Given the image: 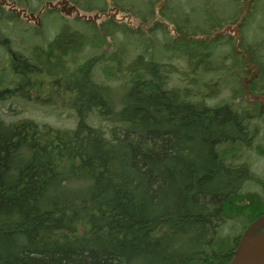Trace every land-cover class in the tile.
<instances>
[{
  "label": "trees",
  "instance_id": "trees-1",
  "mask_svg": "<svg viewBox=\"0 0 264 264\" xmlns=\"http://www.w3.org/2000/svg\"><path fill=\"white\" fill-rule=\"evenodd\" d=\"M71 1L83 11L86 4L95 14L107 11L106 0ZM209 1V14L194 21L195 7L181 13L182 1L165 0L163 21L148 32L112 16L76 18V26L64 21L46 46L35 45L31 55L16 51L11 62L19 81L0 97L12 90L49 104L65 94L77 123L61 129L0 118V264L231 260L244 230L264 215V175L248 160L253 150L264 157V107L237 88L247 72L245 55L232 35H214L228 14ZM52 2L41 0L58 8L60 1ZM146 5L130 6L136 16L154 18V1ZM46 7L45 17L59 13ZM4 14L1 19L19 21ZM250 18L242 23L240 49L254 61L262 57L256 59L259 74L248 83L258 94L264 93V39L248 44L243 29ZM9 41L0 33L8 49ZM88 47L92 53L81 57ZM100 71L107 81L97 80ZM222 88L232 94L212 102ZM95 112L108 128L88 121ZM250 182L259 188L245 190ZM237 218V234L225 233Z\"/></svg>",
  "mask_w": 264,
  "mask_h": 264
},
{
  "label": "rangeland",
  "instance_id": "rangeland-1",
  "mask_svg": "<svg viewBox=\"0 0 264 264\" xmlns=\"http://www.w3.org/2000/svg\"><path fill=\"white\" fill-rule=\"evenodd\" d=\"M2 1V0H1ZM4 1V0H3ZM27 1V0H26ZM28 6L26 4H18L16 0H8V3H4L5 5H0L2 7L0 15H5L4 13L12 12L15 16H17L16 20H19L17 22L1 19L0 18V33L5 37L8 38L10 41V49L6 48L2 43H0V91L5 90L6 88H13L15 87V81H19V79L14 76L13 67L11 59H18V54L16 51L23 53L24 55H31L34 51L33 48L35 45H41L46 46L48 41L54 36V34L59 30V27L62 25L64 21H67L71 24H75L76 18H80L77 16L76 12L72 10L70 13H67L66 11L61 10V6L59 5L57 8V5H55L56 8H51L48 4L45 5V3H41V0H29ZM48 0H45L47 2ZM61 0H53V4H57ZM71 1V0H70ZM81 4L84 0H77ZM86 1V0H85ZM88 1V0H87ZM104 1V0H103ZM102 0H90L92 4L96 3H102ZM146 1L149 2V0H106V7H107V15H103L98 18L97 22H101L105 19H108L112 15H114L115 10H112L113 7H119L121 4L126 8V10H120L116 13L114 20L123 23L128 24L130 28L132 29H142L145 32H148L150 28H153L157 20L163 21V17L161 16L160 12L163 8L165 0H153L154 1V8H155V17L149 18L148 20H144L143 18L136 16L134 11L135 9L139 8H145ZM152 1V0H151ZM182 1V5L178 3H173V7L175 8V12L177 11V5L180 9L183 11H180L181 13L189 11L191 9V6L195 7L192 13L194 21H198L200 17L205 16L206 7H204V3L207 0H180ZM184 1V2H183ZM211 1V0H210ZM215 7L219 8L221 14H228V16H225V23L223 24V28H225L228 25H235L237 22V19L239 18L241 14V9L244 3V0L241 2L233 1V0H212ZM73 2L71 1L70 4ZM131 3L138 5L140 7H131ZM137 3V4H136ZM256 13L253 19L251 21V24L246 27V29H243V36L246 37V41L250 45V43H256L258 41H262L264 39V27L261 26V24H264V0H256ZM75 4V3H73ZM177 4V5H176ZM79 8L80 5L76 4ZM31 8H30V7ZM51 11L58 10L59 13H52L50 16L45 17L44 14L46 13L47 7ZM87 10L83 11V9L80 8V13L86 17H93L95 13H98L97 10H91L94 7H90L91 4L87 5ZM15 7L17 10H12L11 8ZM25 9L28 14H34L37 17L36 18H27L23 17L22 15H17V11ZM34 9V10H32ZM90 9V10H89ZM173 9V8H170ZM174 10V9H173ZM170 10L173 14L174 11ZM165 12H168L169 10L165 8ZM209 14V12L206 13V15ZM175 15V14H173ZM238 15V17H237ZM175 17V16H174ZM81 19V18H80ZM83 19V18H82ZM166 26L169 27L171 34L176 33L175 26L170 23L169 21H164ZM38 29V32H34L35 29ZM222 28V29H223ZM226 35L231 33H225ZM232 35V34H231ZM120 36V34L118 35ZM234 39L237 38L232 35ZM158 37H160L158 35ZM95 40V39H94ZM110 40V39H108ZM237 43V42H236ZM254 43V44H255ZM253 45V44H251ZM103 46V43H102ZM109 48V47H108ZM110 49V48H109ZM92 49L88 47L84 53H82L81 57L86 55L87 53H92ZM261 51V50H260ZM257 53L262 54L261 52ZM90 55V54H89ZM256 56V54H255ZM255 63L260 65V63L256 60H259V57L256 56ZM246 60V57H245ZM247 62V60H246ZM247 63L245 65V70L247 71ZM252 71V70H251ZM254 71V70H253ZM248 75L249 73L246 72L242 78L237 80V88L239 85H242L243 89L245 86L248 87ZM241 77V75H239ZM245 76V78H243ZM253 75H250V78ZM98 81L105 80L104 74L100 71L97 72L96 76ZM245 79V80H244ZM209 80V79H208ZM242 80L245 82L242 83ZM107 81V80H105ZM175 82V81H174ZM214 80H212L209 84L210 87L214 85ZM113 85H118L120 82H113ZM245 85V86H244ZM209 87V88H210ZM214 88V86H213ZM236 89V88H235ZM232 94L231 89H225L222 88V90L216 95L215 98H213L212 102H218L220 100L226 99L229 97V95ZM50 94H46L45 96H49ZM239 98L237 97V100H242L241 93L238 94ZM246 91L244 89V95L243 98H246ZM53 96V95H51ZM65 97V98H64ZM49 98V97H47ZM56 102L52 99L49 104L48 103H40L38 104L34 100H28L23 97H18L17 94H15L12 90H10L8 93L4 95V97H0V118L4 119L8 123H16L22 119H32L36 123H39L42 126H51L55 128H61V129H69L74 128L77 123V116L75 114V111L69 107V104H64L67 100L66 95L63 96L58 94L56 97ZM247 99V98H246ZM210 102V100H209ZM249 102V101H248ZM211 103V102H210ZM250 103V102H249ZM88 121L93 124L109 127V124L106 121H103L101 117H97V113H91L88 116ZM262 127H264V123H262ZM256 141L254 142V145L257 144ZM247 157V156H246ZM248 158V157H247ZM248 160L250 161L251 168L255 171L257 175H264V157L258 155L255 153V150L252 151L250 154ZM259 188L258 184L250 182L249 184H246L245 190H257ZM237 223L239 224V218H237V221H230L226 224L224 227L225 233H230L235 229L237 226ZM237 228V227H236ZM238 229L234 230V233L237 234ZM245 231V230H244ZM241 232V231H240ZM234 234L232 233L231 236Z\"/></svg>",
  "mask_w": 264,
  "mask_h": 264
},
{
  "label": "water",
  "instance_id": "water-1",
  "mask_svg": "<svg viewBox=\"0 0 264 264\" xmlns=\"http://www.w3.org/2000/svg\"><path fill=\"white\" fill-rule=\"evenodd\" d=\"M72 9H75V6ZM233 30H235L237 36L238 27L235 26ZM240 42L239 40L237 48H239ZM245 89L248 97L249 90L247 87ZM227 264H264V215L257 218L246 228L233 257Z\"/></svg>",
  "mask_w": 264,
  "mask_h": 264
},
{
  "label": "flooded vegetation",
  "instance_id": "flooded-vegetation-1",
  "mask_svg": "<svg viewBox=\"0 0 264 264\" xmlns=\"http://www.w3.org/2000/svg\"><path fill=\"white\" fill-rule=\"evenodd\" d=\"M247 1L248 0H244L243 6H242V9H241V14H240V16H239V18L237 19V22H236L238 24V28H239V37H240V39H241V36L240 35H241V30H242V23L246 20V16L249 15V14H251L252 17H254V15H255V13L257 11V9H256V3H255L256 0H251V2L248 4V6H247ZM65 6H67V4ZM252 20L253 19L250 18L249 25L251 24V21ZM230 26H233V25H230ZM261 26H264V25L261 24ZM229 32L234 35V33L231 32L230 30H229ZM241 42H242V40H241ZM239 51H240L241 54L245 55L246 60H247V55L246 54H249V53L246 50L239 49ZM249 56H250V54H249ZM247 65H248L247 66V72L249 73V75H248V80L246 82L249 83L251 80H253L254 77H256L259 74L260 65L256 64L255 61L253 59H251V58H250V61L247 60ZM251 74L253 76L250 78V75ZM243 78H245V76ZM244 80H242V83L245 82ZM260 96H262L264 98V93L251 94V92H250L249 98L247 100L250 103H252V104L259 103L262 107H264V99L262 97H260ZM258 97H260V99H258Z\"/></svg>",
  "mask_w": 264,
  "mask_h": 264
}]
</instances>
